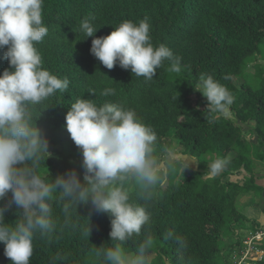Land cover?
Listing matches in <instances>:
<instances>
[{
	"label": "trees",
	"instance_id": "obj_1",
	"mask_svg": "<svg viewBox=\"0 0 264 264\" xmlns=\"http://www.w3.org/2000/svg\"><path fill=\"white\" fill-rule=\"evenodd\" d=\"M91 17L98 29L95 37L109 35L124 20L138 23L147 18L151 42L154 46L164 44L179 56L180 71H171L165 61L154 80L145 81L118 64L107 69L91 54L94 37L80 32V21ZM42 20L49 30L36 45L42 66L70 83L67 92L58 91L44 102L50 107L36 122L49 140L50 155L40 174L54 179L75 171L83 181L82 149L66 129L70 105L81 97L97 106L120 104L134 110L138 119L156 132L158 154L174 149L177 143L181 147L177 154L197 161V169L184 170L177 162V167L168 171L167 186H163L166 180L156 186L150 222L140 236L124 245L126 251L135 252L146 229L154 241L153 264H164L165 255L171 264H248L241 259L249 240L264 253V226L236 205L248 186L262 189V193L264 188L257 184L254 172L243 181L234 178L249 173L250 166L264 167L263 154L251 158L247 151V144L253 143L247 137L252 133L264 150V65L260 62L264 61L260 60L264 0H43ZM5 50L0 49V75L10 67ZM251 64L254 74L249 70ZM202 73L212 75L229 90L233 103L227 110L231 116L207 111L206 99L195 89ZM251 77L259 78V87L251 83ZM107 88L115 94L102 95ZM217 158L228 164L208 179L204 175L207 165ZM130 194L143 203L135 186ZM77 210L80 216L74 215L72 224L64 227L60 210L54 206L57 230L50 237L37 236L30 264H101L91 249L111 246L112 217L107 213L90 215V204H81ZM18 219L15 207L5 214L6 223ZM88 225L89 238L82 234ZM258 233L263 234L260 241ZM0 264H11L4 256L3 243ZM254 264H264V257Z\"/></svg>",
	"mask_w": 264,
	"mask_h": 264
},
{
	"label": "clouds",
	"instance_id": "obj_2",
	"mask_svg": "<svg viewBox=\"0 0 264 264\" xmlns=\"http://www.w3.org/2000/svg\"><path fill=\"white\" fill-rule=\"evenodd\" d=\"M42 10L43 0H0V49H6L4 58L10 66L0 75V243L4 256L11 264H30L37 236L50 237L57 230L54 206L68 227L78 206L90 204V215L112 217L111 246L91 249L101 264H153L154 241L146 229L135 252L126 251L124 245L149 224L153 190L164 182L168 171L177 162L186 161L184 170L197 161L178 155L173 148L158 154L156 132L134 110L115 103L97 106L81 97L71 103L65 119L71 139L82 149L83 181L75 171L54 179L42 176L39 169L50 155L49 140L36 122L50 107L44 102L58 91L67 92L70 83L42 66L36 45L49 31ZM94 19L80 21V32L94 37L91 54L107 69L118 64L145 81L154 80L165 61L171 71H180L181 58L166 45L151 42L147 18L138 23L124 20L104 37H95ZM195 89L206 99L207 111L227 114L233 96L212 75L200 74ZM101 94L114 95L115 90L107 88ZM227 164L226 159L217 158L207 165L204 175L212 179ZM132 186L143 203L133 200ZM13 207L19 219L6 223L5 214ZM89 225L82 229L88 238ZM164 264L171 262L165 258Z\"/></svg>",
	"mask_w": 264,
	"mask_h": 264
},
{
	"label": "rangeland",
	"instance_id": "obj_3",
	"mask_svg": "<svg viewBox=\"0 0 264 264\" xmlns=\"http://www.w3.org/2000/svg\"><path fill=\"white\" fill-rule=\"evenodd\" d=\"M261 52H262V54H261V58H260V60L261 59H263L264 60V42L262 43V45H261ZM257 61V60H256ZM261 62V65H264V61L262 62V61H260ZM254 64H251V66H250V68H249V70L251 71V73H253L254 74V72H255V70H254ZM237 81V80H236ZM260 82L259 81V78L258 77H256V78H254V77H251V83H253V85L255 86V87H259V84L258 83ZM239 85L241 84V82L240 83H238ZM226 115H228V116H231V114H230V111H228L227 110V114ZM253 135V136H252ZM252 135H249L247 138H248V140H250L251 142H253V143H248L247 144V151H248V155H249V157H251V158H255V157H257V154H263L264 155V150H260V148H261V144L259 143L260 141H258V138H257V135L255 136L253 133H252ZM176 145H177V147H175L174 146V150H175V152L177 153V152H181V150H180V145H178L177 143H175ZM51 150V149H50ZM178 155H181V154H178ZM182 156V155H181ZM182 157H186V156H182ZM253 161H256V160H253ZM181 163H186V161L185 162H181ZM177 166H176V164L174 165V168H176ZM187 168H195V169H197V167H196V165L193 163V162H190L189 163V165H188V167ZM183 170V169H182ZM247 171L249 172V173H247L246 171H245V173L244 174H242V175H238L237 176V178H235V179H237L238 181H243L244 179H245V177H250V175L252 174V172H254V173H256V175H258V180H260V178L259 177H262L263 176V173H264V167H259L258 169H252L251 168V166L250 167H248L247 168ZM186 174V173H185ZM233 178V180H235ZM166 180V179H165ZM167 184H168V181L166 180L165 182H164V184H163V186L164 187H166L167 186ZM258 185H263L264 183L261 181V182H258L257 183ZM261 187H263V186H261ZM248 189H252L250 186H248L247 187ZM248 189H245L241 194H240V196L238 197V199H237V201H236V205H237V208L242 212V213H244L245 215L247 214V216H250L249 214L252 212V211H255V210H257L258 208L260 209H263V207H264V205L263 206H260V202H261V199L264 197V192L262 193V189L260 190V189H257V190H254V189H252V191L251 192H248ZM263 203H264V201H263ZM259 204V205H258ZM260 209V210H261ZM255 214V213H254ZM261 222H262V220H261ZM263 226H264V224H263ZM241 233H243V231L241 232ZM243 235V234H242ZM262 238H263V236H262ZM230 239V241H231V243L232 242H234V238L233 237H230L229 238ZM247 240H248V238H246ZM260 241V240H259ZM255 250V251H254ZM153 256V258H155V255H152ZM168 256L167 255H165L164 256V260H165V258H167ZM264 257V253L262 252V251H260V250H258V249H256V248H254V244L252 243V244H250V245H248L247 244V248H246V250L244 251V254H243V256H242V259L241 260H247V262H248V264H254V262H257V261H259V260H261L262 258ZM168 260V259H167Z\"/></svg>",
	"mask_w": 264,
	"mask_h": 264
},
{
	"label": "crops",
	"instance_id": "obj_4",
	"mask_svg": "<svg viewBox=\"0 0 264 264\" xmlns=\"http://www.w3.org/2000/svg\"><path fill=\"white\" fill-rule=\"evenodd\" d=\"M194 164H195V162H193ZM248 177V176H247ZM263 177H264V173H263ZM235 178H237V177H235ZM263 182L264 183V178H262V179H260V180H256V182L258 183V182ZM261 186H263V188H264V184L263 185H261ZM263 192H264V190H263ZM263 201H264V197L261 199V202L259 203L260 204V206H263L264 205V203H263ZM258 204V205H259ZM261 209V208H260ZM259 208L257 209V210H255V211H252L249 215L250 216H247V214H246V216L248 217V218H250L251 220H256L257 222H259L262 226H263V224H264V207H263V209H261L260 210ZM255 213V214H254ZM261 220H262V222H261Z\"/></svg>",
	"mask_w": 264,
	"mask_h": 264
},
{
	"label": "built area",
	"instance_id": "obj_5",
	"mask_svg": "<svg viewBox=\"0 0 264 264\" xmlns=\"http://www.w3.org/2000/svg\"><path fill=\"white\" fill-rule=\"evenodd\" d=\"M262 236H263L262 233H258L257 236H256L257 240H261ZM252 243H253L252 240H249V241L246 242V244H248V245H250Z\"/></svg>",
	"mask_w": 264,
	"mask_h": 264
},
{
	"label": "bare ground",
	"instance_id": "obj_6",
	"mask_svg": "<svg viewBox=\"0 0 264 264\" xmlns=\"http://www.w3.org/2000/svg\"><path fill=\"white\" fill-rule=\"evenodd\" d=\"M255 251V250H254Z\"/></svg>",
	"mask_w": 264,
	"mask_h": 264
}]
</instances>
